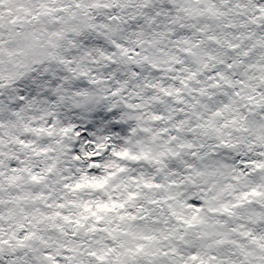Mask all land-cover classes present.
<instances>
[{
  "label": "snow or ice",
  "instance_id": "snow-or-ice-1",
  "mask_svg": "<svg viewBox=\"0 0 264 264\" xmlns=\"http://www.w3.org/2000/svg\"><path fill=\"white\" fill-rule=\"evenodd\" d=\"M0 264H264V0H0Z\"/></svg>",
  "mask_w": 264,
  "mask_h": 264
}]
</instances>
